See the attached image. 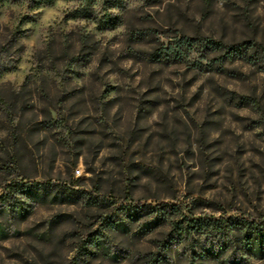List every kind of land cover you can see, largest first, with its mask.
Wrapping results in <instances>:
<instances>
[{
    "label": "rangeland",
    "instance_id": "1",
    "mask_svg": "<svg viewBox=\"0 0 264 264\" xmlns=\"http://www.w3.org/2000/svg\"><path fill=\"white\" fill-rule=\"evenodd\" d=\"M81 3L0 0V194L49 184L0 206V264H225L257 246L240 229H171L232 214L264 231V0H94L93 15H121L110 29L70 17ZM181 36L251 46L224 61L196 41L182 58L152 55ZM161 202L181 208L145 227L141 204Z\"/></svg>",
    "mask_w": 264,
    "mask_h": 264
},
{
    "label": "trees",
    "instance_id": "2",
    "mask_svg": "<svg viewBox=\"0 0 264 264\" xmlns=\"http://www.w3.org/2000/svg\"><path fill=\"white\" fill-rule=\"evenodd\" d=\"M55 0H39L40 3L44 4H52ZM106 3V7H119L121 4V0H103ZM81 6L74 9L70 12V17H92L95 22H97V26L99 29H110L116 28L121 23V15L119 13H114L111 10H106L99 17L93 15L92 3L94 0H81ZM24 19H29L28 16H24ZM197 42L200 46H203L204 50L206 49H214L221 51L218 58L220 61H224L226 59H230L234 56H244L246 55L247 49L251 46V42L249 40H241L235 41L231 43H225L219 39H214L208 36H198V37H186L181 36L178 38L176 43L169 44L167 46H162V48H158L156 51L152 52V55H156L158 57L162 56L165 58H182L186 54L189 53L191 46L194 42ZM260 47L264 52V44H258L257 47ZM185 49V50H184ZM257 49H254V53L249 55V58L255 59ZM202 57H206V54L202 52ZM36 185V188L45 189V187L49 184H40V182L36 181L33 183H26L23 180L21 182L15 181L10 184L9 190L0 194V206L6 204L8 199L11 197L10 195L15 192H21L26 194H34L32 188ZM65 189H69L65 186ZM70 190V189H69ZM73 193H76V190H70ZM89 201L94 203H106L109 201V198L105 196H100L98 194L87 196ZM140 206L137 204H122L119 209L124 213H128L129 215H135L137 212L136 208ZM143 211L151 212L154 215L150 220H146L143 222L145 227H151L156 225L161 219L164 218V213L180 210V206L178 204L161 202L159 204L150 205V204H141ZM186 214H183L181 218L175 220L172 223V232L179 234V237H186L192 235L193 232L206 234L207 232H224L226 230H244L246 233V237L248 238V242L255 243L257 242V246H244V253H251L252 255L258 258H264V246L261 244L262 237L264 238L263 229L257 228L254 221L242 218L238 215H228L223 220L213 218L212 216H193L188 218V222L183 224L184 219H187ZM122 219L117 217L112 219V223H121ZM202 249L201 255L203 256H218L224 249L225 246H200ZM194 246H191V252L194 253ZM244 253L239 254L236 249H233L231 252V257L227 258L225 264H249L247 258Z\"/></svg>",
    "mask_w": 264,
    "mask_h": 264
}]
</instances>
